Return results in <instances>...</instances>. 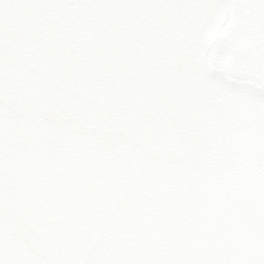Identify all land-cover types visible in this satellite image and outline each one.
<instances>
[{
    "label": "water",
    "instance_id": "1",
    "mask_svg": "<svg viewBox=\"0 0 264 264\" xmlns=\"http://www.w3.org/2000/svg\"><path fill=\"white\" fill-rule=\"evenodd\" d=\"M41 6L0 32L7 255L214 262L264 230V68L241 0Z\"/></svg>",
    "mask_w": 264,
    "mask_h": 264
},
{
    "label": "snow or ice",
    "instance_id": "2",
    "mask_svg": "<svg viewBox=\"0 0 264 264\" xmlns=\"http://www.w3.org/2000/svg\"><path fill=\"white\" fill-rule=\"evenodd\" d=\"M41 5L36 0H0V32L12 25L22 24L24 18L32 10ZM59 7H104L103 3H92L91 0H64L57 5ZM2 72V69H0ZM2 135V129H0ZM7 244L4 239L3 230L0 228V264H35L33 260L26 257L23 252H18L15 257L7 255ZM64 264H81L79 260H70ZM94 264H264V230H257L251 237L244 240L239 246L229 250L227 255L214 262L206 260L175 261L161 258L157 260L145 259L142 262L128 259L113 254L97 260Z\"/></svg>",
    "mask_w": 264,
    "mask_h": 264
},
{
    "label": "flooded vegetation",
    "instance_id": "3",
    "mask_svg": "<svg viewBox=\"0 0 264 264\" xmlns=\"http://www.w3.org/2000/svg\"><path fill=\"white\" fill-rule=\"evenodd\" d=\"M241 1V16L249 25L243 32L234 34L232 55L254 67L264 68V0Z\"/></svg>",
    "mask_w": 264,
    "mask_h": 264
}]
</instances>
